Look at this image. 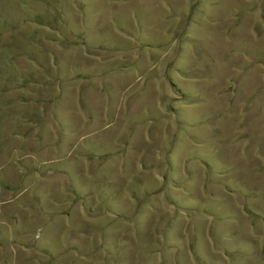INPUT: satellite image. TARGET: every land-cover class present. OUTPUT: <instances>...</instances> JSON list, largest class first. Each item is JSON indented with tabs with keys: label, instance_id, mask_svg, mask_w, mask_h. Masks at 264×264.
Listing matches in <instances>:
<instances>
[{
	"label": "rangeland",
	"instance_id": "obj_1",
	"mask_svg": "<svg viewBox=\"0 0 264 264\" xmlns=\"http://www.w3.org/2000/svg\"><path fill=\"white\" fill-rule=\"evenodd\" d=\"M0 264H264V0H0Z\"/></svg>",
	"mask_w": 264,
	"mask_h": 264
}]
</instances>
